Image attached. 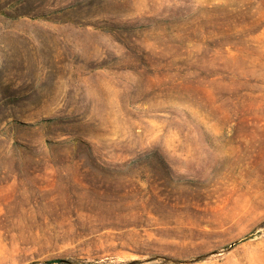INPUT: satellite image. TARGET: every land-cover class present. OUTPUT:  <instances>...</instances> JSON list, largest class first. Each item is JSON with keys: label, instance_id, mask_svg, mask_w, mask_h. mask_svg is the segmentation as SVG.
Masks as SVG:
<instances>
[{"label": "rangeland", "instance_id": "1", "mask_svg": "<svg viewBox=\"0 0 264 264\" xmlns=\"http://www.w3.org/2000/svg\"><path fill=\"white\" fill-rule=\"evenodd\" d=\"M264 264V0H0V264Z\"/></svg>", "mask_w": 264, "mask_h": 264}, {"label": "trees", "instance_id": "2", "mask_svg": "<svg viewBox=\"0 0 264 264\" xmlns=\"http://www.w3.org/2000/svg\"><path fill=\"white\" fill-rule=\"evenodd\" d=\"M62 262H63L62 259H49L45 261L46 264L62 263Z\"/></svg>", "mask_w": 264, "mask_h": 264}]
</instances>
